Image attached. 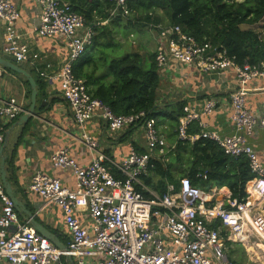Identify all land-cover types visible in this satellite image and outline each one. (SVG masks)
<instances>
[{"label": "built area", "instance_id": "built-area-1", "mask_svg": "<svg viewBox=\"0 0 264 264\" xmlns=\"http://www.w3.org/2000/svg\"><path fill=\"white\" fill-rule=\"evenodd\" d=\"M111 17H129L130 0H108ZM39 22L34 31L41 38H61L65 42L67 58L61 68L46 71L38 68V54H31L23 35L16 27L20 12L11 0H0V21L5 23L2 54L14 57L19 64L37 68L39 78L46 83L58 82V90L67 103L72 120L82 130V140L94 150L97 143L86 133L85 126L92 120L104 122L112 132L140 126L145 132L148 148L159 157L166 156L173 147L166 141L154 118L145 112L133 115H115L99 99L94 98L85 80L74 73L76 64L93 45L94 32L83 15L73 11L65 0H37ZM168 43L161 44L155 54L159 69L171 62L193 66L201 73L232 71L241 88L230 97L231 121L240 132L220 137L208 130L202 120L212 114L216 101L208 99L200 112L186 106L178 126V140L194 143L200 138L212 140L235 158L249 160L254 174L248 196L227 203L214 201L215 192H204L193 186L188 178L177 188L168 185L164 195L145 186L142 176L147 174L153 157L131 147L120 162L105 153L97 154L88 165L75 161L65 148L52 156L55 169L70 170L75 177V188L69 189L55 177L36 171L29 185L32 193L46 204L60 208L70 242L68 254L74 264H234L229 258L228 244L247 245L254 228L251 221L261 218L259 200L264 199V164L247 141L257 125L264 128V114L257 122L247 103L246 86L264 81V61L239 64L225 49L211 43H199L184 33L180 26L163 31ZM26 112L23 101L16 96H0V121L12 122ZM192 125L199 131L189 134ZM245 135H241L242 133ZM4 135L0 130V155ZM109 167H113L116 173ZM206 178L205 174L199 175ZM247 184V185H248ZM137 186L150 193L146 198ZM0 264H64L67 251L38 233L30 224L19 223V213L8 197L0 177ZM92 222L91 231L79 219L81 202ZM16 230L10 233V230ZM260 235V234H259Z\"/></svg>", "mask_w": 264, "mask_h": 264}, {"label": "crops", "instance_id": "crops-1", "mask_svg": "<svg viewBox=\"0 0 264 264\" xmlns=\"http://www.w3.org/2000/svg\"><path fill=\"white\" fill-rule=\"evenodd\" d=\"M20 12V19L16 27L23 35V42L28 45L31 54H38V68L46 71L47 66H52V71L59 70L67 58L65 42L61 38H41L34 31L39 22L40 8L37 0H11ZM85 10L91 11L95 8L94 24L92 26L108 27L113 34L126 35L132 38V45L144 46L146 40L138 41L130 30H138L140 33L148 31L152 34L155 44L151 46L152 54H156L158 47L163 43H168L163 31L171 25L169 18L161 10H156L152 20H148L146 12L130 14L116 21H101L102 7L104 0H86ZM242 1V0H239ZM67 2V1H66ZM134 2V1H133ZM109 12V10H108ZM131 12V11H130ZM117 18V17H116ZM112 18L111 19H116ZM88 26H90L88 24ZM90 26V27H92ZM242 29L248 30L252 26L244 24ZM101 30V29H100ZM128 32V33H127ZM127 33V34H126ZM5 23L0 21V52L4 43ZM116 38V37H115ZM122 45V44H121ZM131 45V46H132ZM141 46V47H140ZM148 45V49H149ZM130 47L127 49L129 51ZM133 48L131 51H133ZM142 50H140L141 52ZM144 51H142L143 53ZM146 52V51H145ZM148 55V53H143ZM151 54V53H149ZM30 73H34L38 80L37 68L23 64ZM31 73V74H32ZM161 84L158 92L157 105L165 108L177 102H184L185 107L191 106L198 112L203 108L208 99L216 101V108L212 114L204 116L202 120L207 124L209 131L224 138L240 133L231 121L232 107L230 97L236 90L241 88V84L236 75L228 70L220 73H201L193 66H185L176 62H171L167 68L160 69ZM44 83V89L39 90L38 102L36 105V115L32 116L28 122L21 126H15V121L1 124L0 130L4 135V143L0 155V164L3 157L6 158L7 178L13 186L17 198L25 205L34 219L43 225L57 238L64 246L68 247L70 235L63 221V214L59 207L54 204H46L43 199L29 190L31 178L36 171H41L52 177L58 178L63 185L69 189L75 188V177L70 170L55 169L51 164L53 154L61 148L69 151L71 157L81 165H88L99 153H105L117 162L122 161L128 154L131 147L140 153L150 154L153 158H159L155 153H151L145 132L142 127L134 126L120 132H112L107 125L98 120H92L85 126L86 133L97 143L92 150L82 140V130L74 123L67 103L61 97L58 82ZM247 103L252 110L257 122L264 114V81L255 80L247 86ZM28 88L17 74L9 72L0 67V96H16L23 101L26 111V102L30 97ZM31 93V90H30ZM166 141L172 147L178 141L177 129H172L170 125H157ZM175 132V136H174ZM241 135H245L243 132ZM248 143L258 154L264 164V128L257 125L254 134L247 137ZM185 179V178H184ZM183 179H181L182 181ZM180 181V182H181ZM215 192L214 201L227 203L230 199V191L227 187H212ZM251 184L246 186V191L250 192ZM259 210L261 218L255 222L263 229L261 235L254 231L252 238L247 245L231 243L228 250H235L243 253V259L237 257V264H264V199L259 200ZM79 219L90 231L92 222L81 202ZM3 202L0 200V214ZM19 223L28 224L29 219L26 214L19 213ZM256 227L257 224L252 222ZM31 226V225H30ZM16 227L10 230L14 232ZM92 232V231H91ZM241 247L245 248L246 251ZM249 258V260H248ZM64 264H74L73 258L66 253L63 257ZM3 264H9L4 262Z\"/></svg>", "mask_w": 264, "mask_h": 264}, {"label": "trees", "instance_id": "trees-1", "mask_svg": "<svg viewBox=\"0 0 264 264\" xmlns=\"http://www.w3.org/2000/svg\"><path fill=\"white\" fill-rule=\"evenodd\" d=\"M65 1L70 3L73 11L85 17L87 25L94 24L96 11L95 8L85 10L86 0ZM99 5L103 9L101 21L122 19L121 16L111 19L112 5L108 0ZM128 7L134 14L146 12L148 20H152L156 10L163 11L171 25L180 26L199 43L209 42L225 49L239 64L264 61V0H130ZM244 24L252 28L244 30L241 28ZM92 29L95 34L93 45L74 68L75 75L85 80L91 95L115 115L145 112L148 118L156 120L157 125L168 124L177 129L185 103L177 102L162 109L157 105L161 74L155 54L134 51L119 57L116 35L105 26L96 25ZM17 75L30 94L29 82ZM32 75L38 89H44V83L34 73ZM198 131L197 125H192L189 134L195 135ZM174 144L166 156L152 159L149 171L142 176L145 186L162 196L169 184L178 188L181 179L188 178L193 186L204 192L212 187H227L232 199L242 200L248 196L246 186L254 174L247 158H235L216 142L205 138L194 143L176 140ZM109 168L116 173L113 167ZM202 174L205 179L199 177ZM137 191L151 198L141 186H137ZM232 252L234 254L235 250Z\"/></svg>", "mask_w": 264, "mask_h": 264}, {"label": "water", "instance_id": "water-1", "mask_svg": "<svg viewBox=\"0 0 264 264\" xmlns=\"http://www.w3.org/2000/svg\"><path fill=\"white\" fill-rule=\"evenodd\" d=\"M0 67L3 69L10 70L16 74H19L23 76L28 82L30 86V97L26 102V106H28V110L18 119L15 126H21L29 121V119L36 115V105L38 102V96H39V89H38V83L36 78L28 71L26 70L21 64L17 62V60L14 57L4 55L0 52ZM6 158L3 157L2 162L0 164V177L1 181L3 183V186L5 188V191L8 195V197L12 200L14 203L15 209L18 213L26 214L29 219V224L40 234H42L45 238L53 242L60 250L67 251V247L62 245L57 238L51 233L49 230H47L43 225L38 223L34 217L33 214L26 209L25 205L17 198L15 195V192L13 190L12 184L9 182L7 178V168L5 164ZM68 253V251H67ZM69 255V254H68Z\"/></svg>", "mask_w": 264, "mask_h": 264}, {"label": "rangeland", "instance_id": "rangeland-1", "mask_svg": "<svg viewBox=\"0 0 264 264\" xmlns=\"http://www.w3.org/2000/svg\"><path fill=\"white\" fill-rule=\"evenodd\" d=\"M131 16V15H130ZM123 18H125V17H123ZM127 18V17H126ZM128 33V32H127ZM126 33V34H127ZM130 33L132 34V35H134L135 37V39H137L138 41H143V40H146V42L144 43V46H142V48H139L138 46L139 45H132L131 43H132V38H128V34H127V36L126 35H119L118 33H117V35H116V40H117V42H118V46L120 45V52L118 53L119 54V57H124L126 54H131L132 52H134V51H140V50H142V51H144L143 53H152L151 51V46H153L154 44H155V41H154V39H153V36H152V34H150L148 31H143V33H140L138 30H130ZM122 44V45H121ZM132 45V46H131ZM148 45H150L149 46V49H148ZM130 47V49H129V51L127 52V49ZM141 47V46H140ZM133 48H135L133 51H131ZM141 51V52H142ZM146 51V52H145ZM22 66H24L23 64H21ZM251 221H253V220H251ZM254 225V224H253ZM258 225V227L256 228V226L254 225V228L258 231V233L260 234V232H262V228H261V226L259 225V224H257ZM250 233L251 234H253V232L252 231H250ZM261 235V234H260ZM262 236V235H261ZM263 237V236H262ZM251 240L252 241H254L253 240V238H252V236H251ZM237 248L238 247H236V249H234L233 248V250H237ZM243 247H241V249H242ZM245 251H246V249L245 248H243ZM227 254H228V256H229V258L233 261V262H235V264H237V257H241L242 259H243V253L240 251H238L235 255L236 256H234V254H233V252H232V250L230 251V250H228L227 251ZM232 256V257H231ZM248 260H249V258H248ZM239 261V260H238ZM241 262V261H240ZM240 262L238 263V264H240Z\"/></svg>", "mask_w": 264, "mask_h": 264}, {"label": "bare ground", "instance_id": "bare-ground-1", "mask_svg": "<svg viewBox=\"0 0 264 264\" xmlns=\"http://www.w3.org/2000/svg\"><path fill=\"white\" fill-rule=\"evenodd\" d=\"M252 220V219H251ZM252 222H254L255 224H257L254 220L252 221ZM257 228V227H256Z\"/></svg>", "mask_w": 264, "mask_h": 264}]
</instances>
